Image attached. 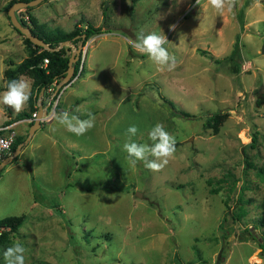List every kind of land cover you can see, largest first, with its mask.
Wrapping results in <instances>:
<instances>
[{"label":"rangeland","instance_id":"1","mask_svg":"<svg viewBox=\"0 0 264 264\" xmlns=\"http://www.w3.org/2000/svg\"><path fill=\"white\" fill-rule=\"evenodd\" d=\"M10 1L0 0V96L11 80L34 82L28 71L4 74L29 53ZM15 12L46 30L102 31L85 40L81 74L46 117L91 112L95 126L77 137L42 120L0 170V218L24 215L0 228V264L14 242L26 264H264V0L222 13L209 0H42ZM152 32L168 39L173 71L131 47ZM216 111L226 114L214 132L205 119ZM17 114L0 102V124ZM30 120L10 124L26 137ZM157 123L175 137L174 156L159 172L131 165L127 128L151 145Z\"/></svg>","mask_w":264,"mask_h":264},{"label":"clouds","instance_id":"2","mask_svg":"<svg viewBox=\"0 0 264 264\" xmlns=\"http://www.w3.org/2000/svg\"><path fill=\"white\" fill-rule=\"evenodd\" d=\"M236 2L237 0H209L213 9L219 13L224 11L225 6L231 11ZM196 3L199 4L200 0H196ZM167 43L168 39L165 35L155 32L147 35L141 33L137 36L136 41H130L131 47L139 53L147 55L160 72L173 71L176 67L175 57L165 47ZM30 96V84L26 80H11L7 84V90L0 96V102L19 113L24 109ZM53 115L59 125L77 137L83 136L95 126V116L91 112L87 113V119H81L68 111ZM138 132V126L132 124L125 133L127 140L123 144V149L128 155L130 164L135 166L137 162H142L144 167L152 172L161 171L174 156L175 137L166 131L161 123L155 124L148 133L149 139L153 141L151 145L133 140L132 138L137 136ZM3 146L4 148L9 147L7 142ZM25 251L26 249L20 242H14L3 253L5 264H26Z\"/></svg>","mask_w":264,"mask_h":264},{"label":"trees","instance_id":"3","mask_svg":"<svg viewBox=\"0 0 264 264\" xmlns=\"http://www.w3.org/2000/svg\"><path fill=\"white\" fill-rule=\"evenodd\" d=\"M16 0H11L10 3ZM30 7L26 6V8ZM22 23L28 25L24 19L20 18ZM29 20L33 25L29 26L32 32L39 37L43 38L46 42H48L51 47H58L59 44L63 41L69 40V42L76 43L79 40H82L84 45L85 40L93 33H98L102 31L101 26H94L91 23H86L85 27H74L69 31H64L55 29V30H46L43 27V24H38L34 17L30 14ZM16 28V27H15ZM17 29V28H16ZM18 30V29H17ZM19 31V30H18ZM20 32V31H19ZM21 33V32H20ZM22 34V33H21ZM84 34V37H83ZM24 35V34H23ZM25 41L29 45V53L25 56L19 63L14 66H9L4 70V74L6 76L16 78L17 72L28 71L34 78L33 86L30 89L31 96L29 99L30 108L29 110H23L19 112L15 119L8 120L6 123H11L17 119H23L25 117H31L32 112L35 109H38L37 101L40 98V103L42 105L46 104V100L44 97L47 94V87L53 82H58L65 74L68 67V60L70 58V54H64L63 47L61 46L59 49H47L41 45L34 44L32 41L24 35ZM41 49V50H40ZM40 50V51H39ZM209 57H212L210 53H208ZM48 58L47 63L43 64V59ZM78 60L74 63V74L77 69ZM73 74V75H74ZM17 79V78H16ZM41 89L43 93L40 94ZM161 98L170 104L172 108L174 107V102L170 99H167L163 96ZM58 108V105H56ZM49 111V108H48ZM176 112L184 115L190 116V112L183 109H176ZM226 113L222 111H216L208 115L205 119V125L212 127L214 132L219 130V123ZM33 122V119L30 120V124ZM5 123V124H6ZM25 136L17 135L13 141L10 152H12L18 143L23 141ZM6 156V155H5ZM15 156L13 159H15ZM214 191V189H212ZM24 215H8L0 218V228H9L11 230L16 229L23 221ZM256 223V222H255ZM258 224H261L258 222ZM2 232L0 233V237H2ZM258 239V238H257ZM261 246L264 247V242H260ZM185 264V263H181ZM189 264V263H188Z\"/></svg>","mask_w":264,"mask_h":264},{"label":"water","instance_id":"4","mask_svg":"<svg viewBox=\"0 0 264 264\" xmlns=\"http://www.w3.org/2000/svg\"><path fill=\"white\" fill-rule=\"evenodd\" d=\"M40 1H42V0H16L8 7L7 13H8V16H9L12 24L22 34H24L26 37H28L32 41V43L41 45L44 48L52 50V49L60 47L64 43L69 42V40L61 42L58 47L49 46L48 42H46L43 38L39 37L38 35L34 34L28 25L23 24L21 19L16 15V12H15L17 9H19L21 7L34 5V4L39 3ZM83 37H84V34H83ZM82 47H83V43H82V40H80L79 43L77 44L75 52L70 55V58L68 60L67 70H66L64 76L57 83V88H59L60 86L64 85L65 83H68L70 81L72 74H73V71H74V63L78 59L79 54L82 50ZM261 51H264V45L262 46ZM42 93H43V90L41 89L40 94H42ZM38 100H39L38 101V104H39L40 98ZM47 106H48V103L46 105H43V106L39 105L37 116L33 119V122L30 124V127H29V130H28L26 137L23 139V141H21L20 143L17 144V146L15 147V149L12 152L8 153L4 158H2L0 160V170L5 164L12 161L13 158L15 156H17V154L21 151L22 147L31 138L35 129L41 125V118H43L47 115Z\"/></svg>","mask_w":264,"mask_h":264},{"label":"built area","instance_id":"5","mask_svg":"<svg viewBox=\"0 0 264 264\" xmlns=\"http://www.w3.org/2000/svg\"><path fill=\"white\" fill-rule=\"evenodd\" d=\"M78 65H77V69L75 71H73L72 77L70 79V81L68 83L73 82L76 78H78V76L81 74L82 69H83V65H84V60H85V50L80 54L78 57ZM76 60V61H77ZM48 61V58H44L43 59V64L45 65ZM68 83H65L63 86H60L59 88H57V83L53 82L52 84H50L47 87V94H49V99L50 102L53 104L52 110H54L56 108V105L59 101V97L60 94L62 93L64 86H66ZM37 116V109H35L32 114L30 119H33ZM47 115L44 118H46ZM16 130L14 129V127L12 126V124L10 123H6V124H0V160L2 158L5 157L6 154H8L10 152L11 146L13 144V141L16 137ZM7 142L9 147L8 148H4V143Z\"/></svg>","mask_w":264,"mask_h":264},{"label":"crops","instance_id":"6","mask_svg":"<svg viewBox=\"0 0 264 264\" xmlns=\"http://www.w3.org/2000/svg\"><path fill=\"white\" fill-rule=\"evenodd\" d=\"M58 82H59V81H58ZM58 82H57V83H58ZM49 97H50L49 94H46V96L44 97V99L46 100V104L48 103V106H47V113H48V114H47V115H50V116H51V115H52V113H51L52 110H50V109H51L52 103L50 102ZM38 101H39V100H38ZM38 101H37V105H38V109H39V105H42V104H41V103L38 104ZM46 104H45V105H46ZM57 105H58V104H57ZM42 106H43V105H42ZM48 108H49V111H48ZM38 109H37V112H38ZM33 119H34V118H33ZM53 119H54V118H51V119H50V118H48V119H46V118H45V119L41 118V125H42L44 122H47L48 124H50V123L53 121ZM42 120H43V123H42ZM6 155H7V154H6Z\"/></svg>","mask_w":264,"mask_h":264}]
</instances>
